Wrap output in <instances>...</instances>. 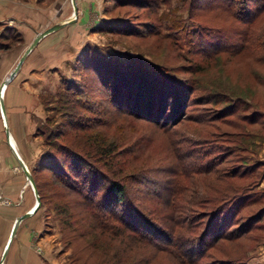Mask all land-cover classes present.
Listing matches in <instances>:
<instances>
[{"label": "rangeland", "instance_id": "rangeland-1", "mask_svg": "<svg viewBox=\"0 0 264 264\" xmlns=\"http://www.w3.org/2000/svg\"><path fill=\"white\" fill-rule=\"evenodd\" d=\"M41 1L24 0L33 4L28 13L38 21L25 35L14 29V20L13 25L8 24L10 20L0 21V56L8 52L4 45L17 48L13 68L36 32L73 14L71 0ZM75 3L77 24L64 28L51 41L40 43L36 47L40 49V56L38 52L30 54L36 51L37 43L26 56L17 77L5 84L8 89L3 82L9 73L0 82V93L5 87V97L6 91L28 72L29 65L36 66L27 74L40 76L35 84L33 79L26 80L30 87L37 86L35 89L40 93V117H34V128L27 129L29 142L24 141L31 160L30 173L41 200L35 214L40 218V246L34 247L35 252L40 256L46 254L47 260L54 264H176L170 254L135 240L129 232L133 227L123 233L102 229L88 215L75 190L45 168L46 158L50 156H43L48 152L61 162L59 150L52 148V144L67 141L76 148L80 147L79 143L90 152L95 149L102 152L108 145L117 148L111 155L97 154L100 160L96 162L100 165L106 161L109 165L112 158L111 171L131 182L128 191L151 221L169 236L174 232L189 235L193 245L212 215L208 216L211 206L218 204L224 194L230 196L236 189L247 191L253 187L256 193H250V200L254 201L239 211L231 226L227 224L230 216L220 229L219 222L208 225L203 241L209 243V248L206 247L207 253L200 263L264 264L261 247L264 219L260 223L251 220L250 226L245 224L249 215L264 207V185L258 184L259 171L251 175L243 173L246 171L244 157L254 153L257 159L264 160V61H260L264 49L259 41L254 40L240 53L222 48L226 44L235 45L242 38L245 24L224 9H209V0H74ZM40 8L47 11L41 16V23ZM99 15L108 21H99ZM190 16L208 25L204 26L207 29L226 35L222 37L221 51L216 46H208L207 51L215 53L207 57L205 52L194 53L190 49L197 46L192 38L199 31ZM85 23L87 37L83 39L81 30L85 29L82 26ZM131 26L134 31L128 30ZM251 29L255 37L264 31V13ZM205 32L208 30H202ZM63 56L67 59L65 63L60 61ZM130 66L135 72L137 69L145 74L151 85L178 83L180 88L175 87L181 95L178 105L162 103L160 111L148 113L143 108L137 109L138 106L128 109L129 105L122 104L123 101L115 102V89L111 86L106 89L101 84L100 72L107 74L115 70L126 75ZM139 76L145 82V77ZM1 116L0 112L3 122ZM249 118L258 123H247L251 121ZM160 123L169 127L168 134ZM62 132L66 136L61 137ZM180 153L183 157L190 156L180 161ZM207 161L215 163L210 172L191 173L189 168L195 170ZM15 169L21 170L20 165L16 164ZM176 181L179 190L171 196ZM27 183L16 201L10 203L0 198L2 206L17 210L12 215L3 212L0 219V264L11 224L35 204L28 179ZM25 192L30 195L29 204L24 200ZM178 215L185 216V221L181 226H174L171 220ZM218 229L221 236L212 240ZM12 243L13 240L10 247Z\"/></svg>", "mask_w": 264, "mask_h": 264}, {"label": "trees", "instance_id": "trees-1", "mask_svg": "<svg viewBox=\"0 0 264 264\" xmlns=\"http://www.w3.org/2000/svg\"><path fill=\"white\" fill-rule=\"evenodd\" d=\"M209 1L210 3L207 6L209 7V9H224L226 10V12L228 11L230 14H232V16L236 20L245 24V33L243 34L242 38L239 39V41L235 45L224 44L225 46L222 48L227 51L234 50V52L240 53L245 49V47H247V45L249 46V44H251L254 40H257L259 41V46L263 47L264 49V31H262L260 35H257V37H255L251 29L255 21L258 20L264 13V0ZM191 15L193 14L191 13ZM190 18L193 22L197 23V26L199 28L197 35H194V37L192 38L197 46H191L190 49H192L194 53L205 52L207 55L204 56L207 57H211V55L215 53L212 51H207L208 46H210V48L212 46H216L217 49L221 51L220 44L223 43L222 37L226 35L216 29H207V27L204 26L208 25L199 23L191 16ZM105 21L108 20L106 19ZM10 29L13 30L12 27H10ZM205 29L208 30V32L202 33V30ZM128 30L134 31V26H131V28ZM202 38L207 39L206 41H202ZM3 48L9 49V47L5 45L3 46ZM192 50L190 52H192ZM260 61H264V55L260 58ZM100 73L102 76L101 78L103 79L102 81L100 80L101 84L104 85L106 89L107 86H111L115 89V91H113L115 93L116 100L114 101L117 103L123 101L122 104L129 105L127 106L128 109H136V106H138L137 109L143 108L149 113L151 110L160 111V106L162 103L164 104V106L168 103L177 106L180 101L181 95L176 91L178 89L175 88L176 86L180 88L177 85L178 83L171 85L167 83L169 86L164 83H160L157 86H154V84L151 85L146 75L140 72V70L138 71L137 69L135 72L134 67L130 66L129 73H127L126 75L117 73L115 70L107 74H105L104 71ZM139 74L145 77V82L141 81L142 78L141 80H139ZM103 76H105V79ZM178 81L182 83L181 80L178 79ZM165 93L167 96H164ZM175 114L176 116H179L178 113ZM249 119L251 120L247 121V123L249 122V124L253 125L258 123L256 119ZM152 121L157 122V120ZM160 124L161 128L167 131L168 134V131L170 130L169 127H167L164 123ZM64 134L66 133L62 132L61 137L66 136ZM77 144L80 147L76 148L74 147V144H69L67 143V141H64L61 144H52V148H57L59 150L61 162H59V159L55 156L52 157V154L48 152L43 156V158L50 156L49 158H46V162L44 164L45 168L48 167V169H50V171L54 175L58 176L63 183L67 184L68 186L73 188V190H75L82 203L86 207L88 215H90L95 223L98 224V226H101L102 229L117 232H119L120 230V233H123L124 231L133 227L135 229L130 230L129 232L133 234L135 240L150 244L159 252H166L167 254H170L176 264H201L200 261H202V257L207 253L206 249L209 248V243L203 241L208 229V225L218 224L219 222L220 229V227L222 228L223 226H225V219L227 218V216H230V219L227 220V224H230L229 226H231V223L234 222L235 219H237V217L239 216V211H241L245 207H249V205L254 201L250 200V193H256L251 189L253 187L249 188V190L247 189V191L242 190L237 192L236 189V192H232L234 194H231L230 196L224 194L222 198L219 199L218 204L215 203L213 206H211L213 207L211 208L213 211L211 210L208 213V216H210L211 214L212 215L208 218V223L206 224V227L204 228L201 235L195 237L199 240H197V243L193 245L191 244L193 240L189 235L181 236L177 234V232H174L171 234V236H169L162 227L156 225L151 221L147 213L142 210L140 204L138 203V200L134 199L128 191V187L131 186V182H127L128 180L126 178H120L118 177V173L111 171L113 169V165H111L112 158H110L109 165L106 161L100 163V165L98 162H96L100 160L96 158L97 154H103L104 156L111 155V153H113L117 148H111L108 145L106 146V150L99 152V149H95L92 150V153L86 150L83 145L79 143ZM52 153L54 154L55 152L52 151ZM119 153L122 154V152ZM125 155H129V152ZM175 155H173V158H175ZM180 156L181 161L187 157L189 158L190 155H185L183 157L180 153ZM253 157H255V159H253ZM244 159V161H246V171L243 173L249 172V174L251 175L255 173L258 174L259 171V173H261L259 174L261 180L264 177V164L261 160H259L260 158L257 159L255 154L252 153L249 157H244ZM125 161L126 160H124V162ZM206 163L208 164V161ZM207 164H202L201 167L194 168L195 170H193L192 168L189 169L191 170L192 174H206L212 170V167L215 165V163L210 162V164ZM182 169L183 171H185V168ZM109 173L111 174L109 175ZM241 176L243 178L244 174H241ZM177 184V181L174 182L173 187L171 188V196L177 194L179 190ZM213 198L214 200H217V197ZM263 219L264 207L254 214L249 215L246 218L245 224L248 225L249 223L250 226L251 220L253 222L259 221L255 223H260ZM171 221L173 222L174 226H181V222L185 221V216L183 217L178 215V218H174V220ZM256 225L258 226V224ZM219 229L214 233V235H212V240H216L217 238L219 239V236H221V230ZM241 229H244V227H239V230ZM244 231H246V229L242 230L243 233ZM242 232L240 234H237L235 238H239L242 235ZM151 237L154 238L155 241L152 240ZM225 264L234 263L230 261L229 263L226 262ZM236 264L245 263L241 262Z\"/></svg>", "mask_w": 264, "mask_h": 264}, {"label": "crops", "instance_id": "crops-1", "mask_svg": "<svg viewBox=\"0 0 264 264\" xmlns=\"http://www.w3.org/2000/svg\"><path fill=\"white\" fill-rule=\"evenodd\" d=\"M16 1L0 0V21L6 20L7 22H9L10 20V23L8 24L13 25L14 23V26H15L14 28L25 35V33L26 34L29 33L30 28H32L31 26L37 25L38 21L35 22L34 18H32L30 14L28 13L29 7L34 8L33 4L29 2H24V0H22L21 3L18 1L17 3ZM44 1L46 0H43L41 2H44ZM50 8L51 6L48 7L47 9H50ZM55 9H56V6L54 5V8L52 10L54 11ZM45 11L46 10L44 9L42 10L40 8V23L42 22L41 16L42 15L45 16L47 13V11L46 12ZM67 17L69 16L63 17L62 19H59L56 22L59 23ZM98 17H99L98 18L99 21H105L106 19H108L103 15L101 16L99 15ZM83 21L84 20H80L78 22H81L82 24L84 23ZM54 24H56L55 21H54ZM74 24L76 25L77 23L73 21L45 35L38 41V44L34 47V49L37 46H39L40 43L51 41V39L55 38L56 35L61 30L71 25H74ZM82 26L85 27V29H82V30L80 29L82 33L81 36L84 39L85 37H87L86 28L88 26L86 25V23L83 24ZM16 49L17 48L8 49V52L7 51L3 52L0 56V82L3 80L6 74L8 73L10 74V72L13 70L12 64H13L14 58L17 55ZM33 52H36V53L38 52V55L40 56L39 48L38 49L36 48V51L32 50L30 54ZM25 59L19 69L20 71L25 62ZM60 59L62 63L67 62V59L64 58V56L60 57ZM35 66L36 65H29V67L27 68V71L30 72L31 70H35L34 69ZM19 70L8 82L10 81L12 82L17 77V75L20 73ZM39 70H40V64H39ZM27 73H25L20 80H17L14 86H12L13 88H10L8 91H6L7 94H5V97H3V100H4V107H5L6 124L9 128L14 147L16 148L17 152L19 153L20 157L26 164L29 171H31L30 170L31 160L28 159V151L26 147L24 146V144L27 141L29 142L26 135H30V133L27 132V129L31 131V129L34 128V125H35V121L33 120L34 117L35 116L40 117V101L38 98L40 93L39 91H37V89H35L37 88V86L33 88L30 87L29 86L30 82L28 81L29 82L28 84L26 80L33 79V83L34 82L36 83V81L37 82L40 81V76L33 77V76H29V74ZM6 89H8V85ZM2 124L3 122L0 121V198L2 200H8L11 203L13 201H16L19 195L25 191V188H27L28 183H27V176L22 170V168L21 170L15 169L16 164H19V163L7 142L6 136L4 134L5 133L4 124L3 125ZM263 151H264V147H263ZM260 159L264 161L262 157ZM259 184H261L262 186L264 185V177L261 179ZM24 194H25L24 200H26L27 202L28 201L30 202L29 200L30 195H27L26 192ZM2 205L3 204H0V219L3 216L2 215L3 212L4 213L8 212L9 215H12V214H15V212L17 211L12 207L2 206ZM36 213L37 211H35L30 217L20 222L16 235L13 239V243L10 249L8 250L7 255L2 264H46V263L54 264V263H51L50 259L47 260L48 257L46 258V254H42L40 256V254H38L34 250V247L36 245L40 246V220H39L40 218L39 216L35 215ZM11 218L12 217H10V220ZM261 247L263 251L262 257H264V244H262Z\"/></svg>", "mask_w": 264, "mask_h": 264}, {"label": "water", "instance_id": "water-1", "mask_svg": "<svg viewBox=\"0 0 264 264\" xmlns=\"http://www.w3.org/2000/svg\"><path fill=\"white\" fill-rule=\"evenodd\" d=\"M72 2H74V0H71ZM73 14L71 16H69L68 18H65L64 20H62L59 23L53 24L51 26H49L48 28L37 32L36 36L34 37V39L32 40V42L29 44V46L25 49V51L22 53V55L20 56L18 62L16 63L15 67L13 68V70L10 72L8 78L5 79V81L3 82V85L5 86V84H7V82L18 72V70L20 69L25 57L27 56V54L33 49V47L38 43V41L44 37L45 35L49 34L50 32H53L71 22H73L76 19V12H77V7H76V3H73ZM3 85L1 87H3ZM0 111L2 114V118L4 120V123L6 122L5 119V107H4V101H3V95L2 93H0ZM4 130H5V134H6V139L7 142L10 146V148L12 149L14 155L16 156L18 163L20 165V167L22 168V170L24 171V173L27 176V179L33 189V192L35 194V204L32 206V208L30 210H27L26 212H24L23 214H21L20 216H17L12 224L11 230H10V234H9V238L7 240V243L4 247V250L2 251V256H1V264L3 263L7 252L9 250L10 244L17 232L18 226L20 224L21 221H23L24 219L30 217L35 211H37L38 207L41 204V200H40V195L38 193L37 187H36V183L29 171V169L27 168L26 164L24 163V161L22 160V158L20 157L19 153L16 151V148H14L13 145L10 144V131L9 128L7 126V124H4Z\"/></svg>", "mask_w": 264, "mask_h": 264}, {"label": "bare ground", "instance_id": "bare-ground-1", "mask_svg": "<svg viewBox=\"0 0 264 264\" xmlns=\"http://www.w3.org/2000/svg\"><path fill=\"white\" fill-rule=\"evenodd\" d=\"M73 3H74V2H73ZM5 87H6V86H5ZM5 87H4V88H5ZM4 88H2V90H1V91H2V95H3V92H4ZM0 112H1V111H0ZM1 115H2V114H1ZM1 117H2V116H1ZM2 120H3V118H2ZM3 123H4V120H3ZM5 123H6V122H5ZM5 123H4V124H5ZM10 144L14 146L13 141H12V139H11V134H10ZM14 148H15V147H14ZM16 151H17V150H16Z\"/></svg>", "mask_w": 264, "mask_h": 264}]
</instances>
